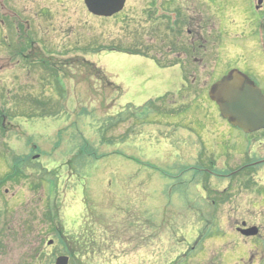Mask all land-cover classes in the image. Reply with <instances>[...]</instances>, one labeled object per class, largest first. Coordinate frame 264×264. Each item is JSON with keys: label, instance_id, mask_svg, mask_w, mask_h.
Instances as JSON below:
<instances>
[{"label": "rangeland", "instance_id": "rangeland-1", "mask_svg": "<svg viewBox=\"0 0 264 264\" xmlns=\"http://www.w3.org/2000/svg\"><path fill=\"white\" fill-rule=\"evenodd\" d=\"M22 2L32 9L30 73L24 62L0 72V264L68 256L57 225L72 246L86 245L70 264H239L250 256L264 264V246L236 234V221L192 218L200 209L190 204L194 167L233 150L235 132L208 96L235 58L248 61L229 21L221 18L218 38L209 8L206 44L193 52L185 28L177 40L164 20L155 23V0H127L110 18L92 16L83 0ZM262 17L251 9L252 28ZM47 57L53 66L41 62ZM0 58L6 64L2 50Z\"/></svg>", "mask_w": 264, "mask_h": 264}, {"label": "flooded vegetation", "instance_id": "flooded-vegetation-1", "mask_svg": "<svg viewBox=\"0 0 264 264\" xmlns=\"http://www.w3.org/2000/svg\"><path fill=\"white\" fill-rule=\"evenodd\" d=\"M20 1H0V51L2 50L3 54L6 55V64L2 63L0 65L1 73H9L8 68H10L11 63L13 65L11 68H14L19 66L20 62H24V72L30 73L29 66H31L32 61V9L31 4L25 2H22L23 4L20 7ZM212 1L214 2L212 3ZM218 1L221 4L220 7L218 6ZM154 8L155 23L164 20L167 24L168 33L173 38L178 40L181 37V30L185 28L190 42L189 46L194 47L192 49L193 52L196 51V44L200 45L199 49L206 44L207 36H205V30L210 24L208 21L209 8L215 10L212 17L220 20H218V31L216 30L218 38L224 34L221 18L228 20V26L232 28L231 30L238 33V36L234 37L235 42H233V45L245 48L248 52V61L251 63L254 61L257 67L250 68L247 65L248 61L244 60V55H240V57L235 58L234 67L227 71L219 80L233 71H239L245 76L244 84L257 87L264 96V0H199L197 3L193 0H155ZM251 9L263 14L262 21L253 28L250 18ZM229 13H234L235 18L240 22L234 21V17L230 16ZM231 17L233 18L230 19ZM214 24L216 26V22ZM211 25L214 26L213 23ZM224 50L227 51L226 45ZM190 54L193 56V53ZM51 56L53 57V55ZM249 56H251V60ZM4 57L2 56V58ZM52 57H47L48 59L41 60V62L47 65L50 64L48 65L49 67L53 66ZM186 57L191 58L189 53ZM14 60L17 63L14 64ZM68 61H74V59ZM157 63L163 66L160 62L157 61ZM210 102L221 116L218 104L212 100ZM1 117L4 127L6 117L4 115ZM222 120V126L227 127L229 130L231 129V132H235L232 133L233 150L227 149L223 152H217L215 159H212V156H208L207 166L194 167L196 173L192 175L190 180L191 184L194 185V192L191 195V200L193 199V201L190 200V204L200 209L199 212L192 214V218L198 221L204 219L205 221L217 220L221 222L224 219L228 221L232 219L237 222L234 227L236 234L244 239L254 238L261 249L264 246V213L253 214L252 211L254 209L255 212H258L256 211L258 209L264 210V186L261 185L262 177H264V129L245 133L234 125V120L224 118ZM202 158L203 154H200L197 162L201 163ZM194 160L196 161V158ZM261 186L263 190H257ZM255 191L258 192L256 193ZM225 204L230 208L228 213V210L225 212ZM256 204H259V208H255ZM135 222L141 223L140 220H135ZM54 228L58 234L57 240L68 253V256L65 257L69 258L70 264L76 253L78 251L80 253L83 252V247L86 245H83L81 241V243L75 244L76 247L72 246L65 239L66 237L59 225L54 226ZM251 231L255 235L246 234ZM140 239L143 240L144 237L141 235ZM150 239L152 243L155 242V238L152 237ZM91 242L93 243V240ZM221 258L223 257L221 256ZM263 258L264 256L261 257L259 254L258 263ZM252 261L253 257L250 256L246 263L241 260L239 264H249L253 263ZM76 264L89 263L76 262ZM170 264L181 263L174 261Z\"/></svg>", "mask_w": 264, "mask_h": 264}, {"label": "water", "instance_id": "water-1", "mask_svg": "<svg viewBox=\"0 0 264 264\" xmlns=\"http://www.w3.org/2000/svg\"><path fill=\"white\" fill-rule=\"evenodd\" d=\"M83 1L92 16L102 18L119 14L126 3V0ZM244 78L239 71L231 72L211 88L209 97L218 104L222 118L234 120L235 126L252 133L264 129V96L257 87L244 84ZM246 234L255 235L253 231ZM54 264H69V258L59 257Z\"/></svg>", "mask_w": 264, "mask_h": 264}, {"label": "trees", "instance_id": "trees-1", "mask_svg": "<svg viewBox=\"0 0 264 264\" xmlns=\"http://www.w3.org/2000/svg\"><path fill=\"white\" fill-rule=\"evenodd\" d=\"M104 51H108V52H120V53H128V54H132V55H139L141 54L140 52H130V51H124L120 48H116V47H108L105 48ZM85 59L82 60L83 62V67L86 68V70L91 74L94 75L95 77H97L98 80L103 81V82H108L107 77L105 75V73L103 72V70H101L99 67H96L95 64L91 63V62H86L84 61ZM80 61V60H79ZM71 62V61H68ZM109 83V82H108ZM111 86H114L112 83H109ZM117 88V87H116ZM8 178V177H7Z\"/></svg>", "mask_w": 264, "mask_h": 264}]
</instances>
